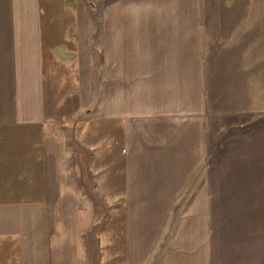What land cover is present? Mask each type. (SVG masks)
Masks as SVG:
<instances>
[{
	"label": "crops",
	"instance_id": "crops-1",
	"mask_svg": "<svg viewBox=\"0 0 264 264\" xmlns=\"http://www.w3.org/2000/svg\"><path fill=\"white\" fill-rule=\"evenodd\" d=\"M250 168L264 0H0V264H264Z\"/></svg>",
	"mask_w": 264,
	"mask_h": 264
},
{
	"label": "rangeland",
	"instance_id": "rangeland-1",
	"mask_svg": "<svg viewBox=\"0 0 264 264\" xmlns=\"http://www.w3.org/2000/svg\"><path fill=\"white\" fill-rule=\"evenodd\" d=\"M264 182V168H250V169H237V170H224L221 171V183L217 186V195H218V209L219 215L230 216L239 215V214H248V213H258L261 210V207L254 206L248 207L245 204H240V198L247 197H260L264 196L262 189V184ZM250 185V189L247 191V186ZM221 192V193H220ZM224 205V209L222 208ZM152 208L151 206H148ZM216 208H214V218H216ZM196 216H199L200 210H194ZM153 213H147L146 218L151 220ZM161 219L167 224L169 220V213H161ZM146 221V222H147ZM168 225V224H167ZM198 226L195 225V231ZM165 233L169 234L170 230L167 227H164L163 230ZM153 233H149L152 235Z\"/></svg>",
	"mask_w": 264,
	"mask_h": 264
}]
</instances>
